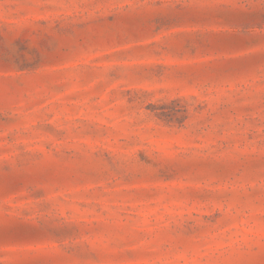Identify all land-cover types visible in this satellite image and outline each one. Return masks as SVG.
Instances as JSON below:
<instances>
[{
  "label": "rangeland",
  "instance_id": "374dc122",
  "mask_svg": "<svg viewBox=\"0 0 264 264\" xmlns=\"http://www.w3.org/2000/svg\"><path fill=\"white\" fill-rule=\"evenodd\" d=\"M0 264H264V0H0Z\"/></svg>",
  "mask_w": 264,
  "mask_h": 264
}]
</instances>
